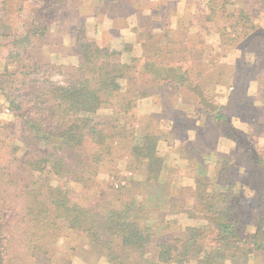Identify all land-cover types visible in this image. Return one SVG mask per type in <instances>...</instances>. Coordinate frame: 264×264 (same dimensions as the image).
<instances>
[{"label":"trees","instance_id":"trees-1","mask_svg":"<svg viewBox=\"0 0 264 264\" xmlns=\"http://www.w3.org/2000/svg\"><path fill=\"white\" fill-rule=\"evenodd\" d=\"M20 1L31 8L18 32L5 16L18 12ZM75 1L0 0V44L9 49L8 61L18 64L14 71L5 67L0 72V95L13 117L0 119V132L6 130L0 140V264H45L68 231L83 234L90 253L109 264H264V136L257 134L263 121L252 132L239 131L208 92L223 74L208 65L190 66L189 58L199 61L206 49L187 46L191 39L203 43L207 34L216 33L217 43L207 50L213 64L217 52L224 56L252 39H264L259 20L264 0H207L194 35L188 32L191 21L178 27L168 22L134 27L140 55L134 54V43L115 49L90 36L82 4ZM112 1L110 11L126 14L119 13L125 10L122 0L103 4ZM58 5L69 6L68 11L56 13ZM60 31L69 34L76 63L54 73L49 66L40 72L36 63L21 61L27 48L47 44ZM125 53L129 59L123 58ZM154 87L190 93L199 122L210 118L221 125L218 136L236 144L228 152L197 140L179 145L193 174L188 208L180 197L168 194L162 176L166 158L160 145L171 146L176 136L159 126V115L133 111L138 100L155 93ZM229 95L230 101L237 97L232 91ZM258 95L264 102V83L258 84ZM165 111H172L171 105ZM262 111L264 105L257 115L264 116ZM16 123L18 141H13ZM205 149L215 152L211 171L204 164ZM123 151L126 172L150 187H162L144 198L130 196L118 207L76 202L73 185L91 188L103 170L116 173L114 161ZM152 199L167 203L168 209L153 206ZM173 213L199 223L159 237Z\"/></svg>","mask_w":264,"mask_h":264},{"label":"rangeland","instance_id":"rangeland-1","mask_svg":"<svg viewBox=\"0 0 264 264\" xmlns=\"http://www.w3.org/2000/svg\"><path fill=\"white\" fill-rule=\"evenodd\" d=\"M93 1L94 0H76L75 4L78 5L81 3L82 6H84V4H90L91 2L93 3ZM199 1L200 3H203L205 0ZM19 3L20 10L18 12L17 10H12L5 16V18L8 19V22L11 23L13 29L18 32L22 30L25 22H27L28 11L31 8L26 1H20ZM67 7H61L58 5L55 7V11L56 13H59L62 10H67ZM90 14L92 13L83 15V18H85L87 23L88 34L90 36L97 39L102 45H108L115 49H121L124 43L133 41L134 54L140 55L141 47L137 39H134L136 34L133 33L131 29L132 27L121 30L119 33L118 29L112 30L107 28L105 23L98 21L94 14ZM201 18L202 15L197 16V20H201ZM259 20H262L264 23V18L259 17ZM154 24L159 25L158 22H155ZM96 26H98L99 29H97ZM188 32L191 35H194L197 33L196 27L188 29ZM218 39L219 38L216 33L207 34L203 43H198L199 39H191V41L187 44L188 47L191 48L192 45H195L192 46L195 49L199 50L201 48H205L206 50L199 58V61L190 57V66L194 65L196 67L199 65V68L206 69V65H208L210 69L216 72L220 71L223 74V78L220 76V81L217 82L213 89L209 88L210 91L207 88L206 89L209 93H214L217 101L220 102L225 113L230 115L232 114L231 111L234 110L231 109L228 101L226 103L224 100L225 93L228 91V93H230L232 91V93H237L236 99L233 100V102H235L234 104L238 106L235 111H241L240 115L253 120L255 122V126H257L261 121L263 122L260 124H264V119H256L258 112L264 105V102H262L258 96H255L256 91L254 92L253 89L250 90L248 88L249 81L254 82V84L256 83V86H254L256 88H258V84L264 83V77L262 78L261 76V73H263L262 69L264 68L263 59L258 58V60H256L253 55L254 51H257L258 49L257 41L252 39L250 40L249 45L245 44L242 46L239 45L238 48H231L224 56L217 52L216 57H214L215 62L211 64L213 56H209L207 50H209L212 45L215 46ZM46 43L47 44L35 43L32 48H27L25 55L20 58L21 61L24 63L29 62V64L36 63V65H38L37 69H39L40 72H43L46 68L50 70L49 67H51L53 68L54 73H56L55 71L57 69H64L63 66L76 63L77 58L68 33L65 31L64 33H61V31L57 32L51 36L50 39H47ZM259 51H263L261 55L264 58V47L261 49L259 48ZM8 52V47L2 42L0 44V72H2L5 67H7L8 71H14L18 65L17 62L12 63L8 61L9 59L6 58ZM129 57L130 54H123L124 59H129ZM54 78L61 79V76L54 74ZM156 91H158V94ZM242 92L243 96H240ZM153 93L154 94H151L148 97L138 100L133 111L141 116L147 114L159 115L160 119L158 118L156 120L157 123H159V126L162 124L161 126L164 130L171 131V134H173L174 137L176 136L174 138L175 140L172 139L171 146H166V144L160 145V151L166 158L162 176L165 178V186L168 194L180 197L183 202H185L186 208H188L193 201V177L191 176L193 174L187 169L186 160L181 156L182 154L178 149L179 145H181L182 142L186 144L190 141L197 140L198 142H201L204 147L212 149H215L214 146L218 143L220 147L218 151L228 152L233 150L236 147V144L231 139L218 136V130L221 128V125L217 126L214 124L215 122H211L210 118H206L204 124L199 122L198 116L193 114L194 105H192L193 99L191 98L190 93L184 90L171 92L169 89H166L164 92V89L159 87H154ZM253 93L254 95H252ZM174 101L177 103L172 105ZM170 105L172 111H165L166 107ZM5 107L6 106L0 95V119L10 121L13 117L11 112ZM236 114H239V112H236ZM231 121L233 125H238L235 119L233 120L232 118ZM17 128L18 123H16V129L13 128V141H18ZM5 133L6 130H1L0 140H3ZM219 137L221 139H219ZM260 140L263 143L262 139ZM5 141L7 143L10 142L8 139ZM0 143L4 144L3 142ZM213 153L209 152L208 149H205L204 151V164H206L208 170L210 171L212 170L216 160V156ZM125 160H127V155L123 151L116 158V161H114L117 172L115 170L116 173L109 174L107 170H103L99 173L97 182L91 188H84L74 184L72 198L76 202L90 208H95L100 204L118 207L122 201L126 200L130 196L136 195L137 197L144 198L148 191L155 189L159 190V188L162 187H157L156 185H152V187H150L149 185L139 182L140 176H132L128 174L125 168ZM245 191L246 194L251 193L249 189H245ZM156 200L157 199H152L150 203L153 206H157L156 204H158V206L161 205L160 209H162L163 204H165L163 210L166 211L168 209V205H166L167 203H156ZM168 222V227H162V230L159 231V237H162L165 234H175V232L179 231L187 223H199L196 220H189L187 217L178 213L169 214ZM49 259V262H46L45 264H109L106 260L98 258L93 253H90L85 236L75 231H68L65 236L58 238L56 244L51 250ZM16 264L32 263L27 260H21ZM37 264L40 263L37 262Z\"/></svg>","mask_w":264,"mask_h":264},{"label":"crops","instance_id":"crops-1","mask_svg":"<svg viewBox=\"0 0 264 264\" xmlns=\"http://www.w3.org/2000/svg\"><path fill=\"white\" fill-rule=\"evenodd\" d=\"M122 2L125 10H122L119 13L126 14L115 15L114 11H110V9H112L111 6L114 2L112 1L108 4H106L105 2V4H103L104 0H102L99 5H92V3L84 4L85 7L82 6V8L80 9V13L82 14V18L83 15H87V13L94 14L98 21H101L107 25V28H110L112 30L118 29L119 33L121 30L132 27L131 29L133 33L136 34L134 27L140 28L141 25L152 26L156 25L154 24L155 22H158L161 25H164V23L168 22L170 23L171 27H178L179 23L181 22L183 24L189 25V21H191L192 23L190 26H188V29L196 27V32H199L197 24L200 19L197 20V16L203 15L207 0H205L203 3H200L199 0H122ZM96 27L97 29H99L98 26ZM134 39H138L137 34ZM255 40L257 41L258 49L257 51H254L253 55L255 56L256 60L260 58L263 59L264 62V58L261 55L263 51H259V48L261 49L264 47V39ZM130 43L134 42L132 41ZM262 71H264V68L262 69ZM253 84L254 82L249 81L248 88L250 90L253 89L254 92L256 91L255 96H258L259 98V95L257 93L258 88L254 87L256 86V83L254 85ZM228 92L225 93L224 97L226 103L227 100L230 101V93ZM252 95H254V93ZM240 96H243V92ZM234 103L235 102H233V100L229 102V106L231 107V109H234L233 111H231L232 114H230L231 119H235L236 123H238V125L234 124V126L238 128L239 131L244 133L254 131L255 127H257L255 126V122L251 119H248L247 117H242V115H240L241 111H235L238 106ZM236 112H239V114H236ZM256 119L262 120L264 119V116H257ZM258 129L259 130L257 131V134H260L259 136H264V124L258 125ZM219 139L221 138L219 137ZM214 147L216 150H219L220 148L218 143Z\"/></svg>","mask_w":264,"mask_h":264},{"label":"built area","instance_id":"built-area-1","mask_svg":"<svg viewBox=\"0 0 264 264\" xmlns=\"http://www.w3.org/2000/svg\"><path fill=\"white\" fill-rule=\"evenodd\" d=\"M128 174H131L130 172H127ZM116 186H118V185H116Z\"/></svg>","mask_w":264,"mask_h":264}]
</instances>
